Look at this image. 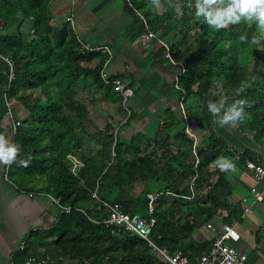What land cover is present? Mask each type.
Here are the masks:
<instances>
[{"label": "trees", "instance_id": "obj_1", "mask_svg": "<svg viewBox=\"0 0 264 264\" xmlns=\"http://www.w3.org/2000/svg\"><path fill=\"white\" fill-rule=\"evenodd\" d=\"M123 2L139 21L138 35L145 34L143 22ZM130 2L156 36L176 21L181 10L179 26L173 27L167 45L184 65L183 73L174 76L177 71L158 44L149 71L133 74L125 68L108 75L106 52L81 44L69 24L58 31L51 26L50 0H0V55L16 64L7 96L28 112L12 134L11 143L20 150L9 164L8 181L20 191L49 195L63 206L84 210L85 214L60 213L56 224L42 233V239H52L48 252L54 259L71 258L81 264H155L156 254L145 241L131 233L112 232L89 217L97 216L99 201H105L147 220L148 195L160 194L153 204L152 239L194 263L211 246V242H191L194 232L216 217L231 225L241 220L243 212L241 203L230 202L232 187L224 174L215 182L208 179V165L233 154L241 166L245 161L259 163L251 150L235 151L230 140L248 134L264 142V30L248 19L217 28L195 14L196 0H179L174 10L165 0ZM226 2L217 0V4ZM25 17L33 19L31 34L17 30L16 35H4L6 23L20 18L19 26ZM184 27L192 33L183 31ZM242 35L247 38L240 39ZM253 37L259 43H253ZM186 41L190 42L185 48ZM248 54L251 58L242 63ZM117 79L127 82L132 91L126 104L130 113L123 109L125 121L115 131L107 123L99 130L102 139L92 137L85 130L89 110L73 88L80 80H88L105 101L121 106L122 96L115 85L106 83ZM32 90L40 93L35 97L26 94ZM224 96L228 104L246 99V115L221 126L208 109V101ZM181 101L189 126L196 122L192 135L186 132L179 112ZM132 123L142 131L125 134ZM229 129L233 132L228 133ZM70 157L81 164L76 174ZM21 159L29 163L23 165ZM20 256L25 260L33 253L28 254L25 247Z\"/></svg>", "mask_w": 264, "mask_h": 264}, {"label": "crops", "instance_id": "obj_2", "mask_svg": "<svg viewBox=\"0 0 264 264\" xmlns=\"http://www.w3.org/2000/svg\"><path fill=\"white\" fill-rule=\"evenodd\" d=\"M49 13L51 26L56 31L69 24L77 39L86 46L107 47L111 50L106 74L113 75L124 71L125 68L133 74L150 70L152 54L159 45L145 34L138 35L139 21L125 8L123 0H50ZM17 18L4 25V35L17 34L20 20ZM167 37L163 41L172 40L169 34ZM5 69L0 55V128L1 133L11 143L13 120L25 119L28 112L21 103L10 99L13 102L12 117L8 114L3 99ZM89 83L91 82L88 80H80L75 84L73 90L76 97V91ZM39 93L38 90L26 92L32 97ZM232 132L229 129L228 133ZM230 142L235 151L249 149L258 157L259 163H264V142L253 140L248 134L238 136ZM235 157L234 154L224 157L234 167L222 169L218 161L209 164L207 177L215 182L219 174H224L232 187L230 202L241 203L243 209L248 206L251 208L240 221L229 225L234 227L238 235V239L230 244L246 255L249 264H264V184L256 182L253 175L246 171ZM4 164L0 163V264H25L28 258L57 260L55 264H81L71 258L50 257L48 248L52 239H42L41 236L56 224L60 212L51 196L23 192L6 181L3 176ZM185 183L186 181L182 180L181 186ZM224 226L226 224L222 223L221 218L216 217L198 228L191 242H212ZM25 247L28 248V254L33 253V256L24 260L20 255ZM155 256L158 261L163 262L160 256ZM158 261L155 264H158ZM197 262L198 258L189 264Z\"/></svg>", "mask_w": 264, "mask_h": 264}, {"label": "built area", "instance_id": "obj_3", "mask_svg": "<svg viewBox=\"0 0 264 264\" xmlns=\"http://www.w3.org/2000/svg\"><path fill=\"white\" fill-rule=\"evenodd\" d=\"M127 5L131 7L133 13L139 17V19L143 22V25L145 27L146 33L145 35L149 39H156L158 44L163 46L165 48V57L168 60V64L172 65L176 69V73L174 74L175 77H177L179 74L184 72V65L176 60V58L173 56L169 46L161 39H159L154 33H152L149 30V27L147 23L145 22L144 17L140 12H138L131 4L130 0H125ZM3 31V22L0 18V34ZM78 41L81 42V40L78 39ZM102 50L106 52L109 55V59L111 58V50L107 47H97L93 48L91 50ZM2 59L5 63V83L3 84L4 94L3 99L5 102V106L7 108L8 114L12 117V111H11V103L8 100V91L11 87V84L13 83L15 79V62L9 58V57H3ZM106 81V80H105ZM106 83H112L115 85L116 90L120 93L122 96V106L124 110L126 111L127 115H129V110L127 109V100L131 97L132 91L129 89L127 82L121 81L119 79L114 81H106ZM175 86H177L175 84ZM179 112L184 120L185 124V130L188 134L192 135L190 126L187 121V108L185 104L181 101L179 103ZM20 124V121L13 120V124L11 127V134L14 133L15 128ZM193 153L195 154V151L193 149ZM70 159L71 164V170L73 174H76L77 170L81 167V164L73 159ZM236 160L238 157L235 158ZM197 163V160H196ZM244 168L246 171L251 173L255 179L256 182L263 183L264 184V163H253L251 161H245L244 162ZM8 171H9V164H4L3 167V176L6 181H8ZM160 194L156 195H148L149 198V204H148V215L149 218L147 220L143 219L138 214H129L122 210V208L116 204V203H108L105 201H99L100 204V210L97 216H94V218L89 217L90 221L96 224H103L107 228H109L112 232L114 231H122L127 232L135 235L137 238L142 239L146 242L148 247L155 253L156 255L160 256L161 259L165 264H189L187 259L181 254V252H169L167 247L161 246L157 244L152 239V230L155 226V218L153 217V204L157 197ZM166 195H171L170 193H166ZM93 197L96 198V193H93ZM53 203L57 206L58 210L62 214H68L70 212H80L84 213V210L82 208H76L71 206H63L60 204L59 199L52 198ZM251 211V208L244 207L242 212V217ZM238 239V235L234 229L233 226L226 225L223 227L222 231L212 240L211 246L209 251L199 257L197 264H249L247 257L245 254L240 253L236 250V248L230 244L232 241H236ZM57 260H46V259H38V258H28L25 261V264H55Z\"/></svg>", "mask_w": 264, "mask_h": 264}, {"label": "clouds", "instance_id": "obj_4", "mask_svg": "<svg viewBox=\"0 0 264 264\" xmlns=\"http://www.w3.org/2000/svg\"><path fill=\"white\" fill-rule=\"evenodd\" d=\"M195 8L197 16H203L207 23L217 28L224 27L229 22L238 23L241 19H248L255 20L258 27L264 30V0H228L220 4H217V0H196ZM246 38V35L240 37L242 40ZM252 42L259 43L256 37H253ZM227 100L228 97L224 96L218 101H208V109L221 126L229 122L235 123L246 115V99L238 98L230 104L226 103ZM19 150L17 145L10 143L5 135L0 133V163L11 164L16 160ZM19 163L27 165L29 160L21 159ZM218 163L222 169L234 167L226 158H221Z\"/></svg>", "mask_w": 264, "mask_h": 264}, {"label": "rangeland", "instance_id": "obj_5", "mask_svg": "<svg viewBox=\"0 0 264 264\" xmlns=\"http://www.w3.org/2000/svg\"><path fill=\"white\" fill-rule=\"evenodd\" d=\"M179 0H165V4H168L170 8L173 10L176 8ZM158 12H162V7L158 5L157 8ZM182 13L181 10L177 11V19L176 21H173L169 27H164L162 31L158 32L157 36L159 39L163 40L171 37L173 27L179 26V19L181 18ZM187 27V25H186ZM186 27L183 28V31H186ZM188 34L192 33V31L187 30ZM174 33V32H173ZM176 33H178L176 31ZM161 37V38H160ZM169 40V39H168ZM170 41V40H169ZM165 42L168 44V42ZM190 41L185 42V48L189 44ZM249 58H251V54H248L246 56H243L241 58V62L245 63L249 61ZM92 83H89L88 85H83L81 89H78L76 92L77 99L81 101L82 104H84L88 110H89V121L85 124V130L88 135H91L92 137L102 139V134H99V130H103L107 123H109L113 127V131H115L116 128H118L121 124L125 121V115H124V108L121 105L118 104H112L110 102H107L103 99V96L101 94V91L99 89H96L94 86L91 85ZM9 97V95H8ZM10 100V98H8ZM139 100L136 99V103H138ZM11 107H13V102L10 100ZM196 126V122L191 123L190 129L193 130V128ZM142 130L135 124L132 123V127L125 129L124 133H136L141 132ZM87 138V136L85 137ZM90 145L94 144V139H91Z\"/></svg>", "mask_w": 264, "mask_h": 264}, {"label": "water", "instance_id": "obj_6", "mask_svg": "<svg viewBox=\"0 0 264 264\" xmlns=\"http://www.w3.org/2000/svg\"><path fill=\"white\" fill-rule=\"evenodd\" d=\"M33 19L29 17L23 18L18 30L23 35H29L32 33Z\"/></svg>", "mask_w": 264, "mask_h": 264}, {"label": "bare ground", "instance_id": "obj_7", "mask_svg": "<svg viewBox=\"0 0 264 264\" xmlns=\"http://www.w3.org/2000/svg\"><path fill=\"white\" fill-rule=\"evenodd\" d=\"M12 126V125H11ZM164 245V244H163ZM208 251V250H207ZM199 259V258H198Z\"/></svg>", "mask_w": 264, "mask_h": 264}]
</instances>
